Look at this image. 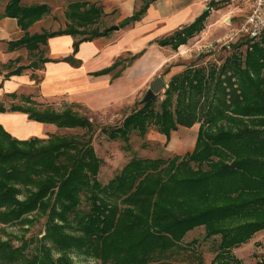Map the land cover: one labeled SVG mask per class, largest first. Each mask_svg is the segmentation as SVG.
<instances>
[{
  "label": "trees",
  "instance_id": "1",
  "mask_svg": "<svg viewBox=\"0 0 264 264\" xmlns=\"http://www.w3.org/2000/svg\"><path fill=\"white\" fill-rule=\"evenodd\" d=\"M145 8L146 3L118 26L139 20ZM48 12L46 4L7 0L0 17L16 18L25 32L7 42L8 51L39 52L52 36L86 35L74 40V53L79 42L112 30L88 28L102 16L100 6L73 2L66 16L78 28L29 34L27 29ZM206 16L204 11L158 45L176 49L186 43L203 29ZM251 40L234 43V53L218 67L188 65L171 77L159 102L153 97L119 125L102 129L109 140L128 146L132 133L143 137L151 127L166 144L178 127L199 125L191 152L132 157L106 184L97 177L100 159L90 134L18 140L0 125V223L24 222L34 212L46 218L34 253L24 254L26 243L13 247L0 242V264H81L73 261L72 253L95 264H171L197 243L183 242L197 228L203 230L202 240L214 247L210 264H241L232 249L264 230V34ZM242 45L245 52L240 55L236 50ZM62 60L77 65L71 55ZM13 65L4 78L27 69ZM31 99L24 98L28 107L11 105L8 110L57 128H93L88 117L73 109L79 105L40 110ZM6 110L0 105V113ZM194 256L196 264H205L200 254Z\"/></svg>",
  "mask_w": 264,
  "mask_h": 264
},
{
  "label": "crops",
  "instance_id": "2",
  "mask_svg": "<svg viewBox=\"0 0 264 264\" xmlns=\"http://www.w3.org/2000/svg\"><path fill=\"white\" fill-rule=\"evenodd\" d=\"M24 1L44 4L36 0H22V3ZM74 2L100 6L101 17L108 18L110 23L107 28L114 25L118 28L112 29L106 35L79 42L74 53L72 45L78 38L68 34L48 38L43 46L44 56L41 57L46 58L47 61L42 62L38 69L40 77L36 88L42 98L64 99L68 104L79 105L95 113H115L125 110L141 91H147L156 77H160L166 86L172 76L187 67L192 52L199 47L197 45L195 47V39L186 41L176 49L160 46L158 40L189 25L204 11H207V16L201 31L215 34L221 31V28L215 29V26L221 23V19L227 21L229 26L238 24L245 10L244 5L238 1L218 5L206 0H77ZM6 3L7 0H0V14L4 12ZM145 3V11L139 20L124 27L118 26ZM42 22L43 18L37 20L27 32L29 34L42 32ZM104 29L106 28L101 30ZM24 33L16 18L0 17V55L3 47L9 59L10 55L17 53L18 50L8 51L7 42L21 38ZM138 53L140 55L131 60ZM69 55L76 60L77 65L62 60ZM114 63L118 65L108 73L97 74ZM4 80L3 84L0 82V93L5 94L14 93L33 81L31 74H27L25 70L20 75H12ZM0 124L18 140L29 137L44 138L46 133V124L28 119L26 113L11 112L8 107L6 112L0 113ZM198 126V124L191 127L181 126L172 131L166 143L167 148L177 155L191 152L195 145ZM161 136L165 142V137ZM262 232L264 230L254 234L246 243L232 249V254L241 260L237 257L238 252L247 247L251 240L256 241L255 238ZM241 264L245 263L241 262Z\"/></svg>",
  "mask_w": 264,
  "mask_h": 264
},
{
  "label": "rangeland",
  "instance_id": "3",
  "mask_svg": "<svg viewBox=\"0 0 264 264\" xmlns=\"http://www.w3.org/2000/svg\"><path fill=\"white\" fill-rule=\"evenodd\" d=\"M35 1V0H34ZM77 0H36V2H44L49 8L48 14L43 16V22L41 24L42 30L46 32L63 30L66 27L78 28L75 21L70 20L66 15L68 13V6L71 2ZM79 1V0H78ZM25 6L37 5L38 3L23 2ZM41 18V19H42ZM233 20V19H232ZM241 20V19H240ZM228 25V26H227ZM110 26L108 18H102L88 28H107ZM238 24L229 26L228 22H224L221 19V23L215 26L221 28V31L215 32V34L204 33L201 31L194 34L188 40H194L195 51L192 52V56L188 60V65L203 66L207 70L212 69L214 66L218 67L227 57H230L234 53L233 44L239 41L247 40L237 34ZM80 29V28H79ZM86 35H78L76 38H82ZM187 40V41H188ZM254 39L251 41H258ZM200 43V44H198ZM2 49L0 55V82L5 81L4 75L10 69V65H26L25 69L27 74H31L33 81L28 82L26 85L14 91L13 96L10 94L0 93V105L9 107L11 105H19L21 107H28L29 104L24 101L25 97H31L33 107L36 109L51 108L55 111H62L68 103L64 99H47L42 98L41 94H38L36 85L39 81L40 72L39 67L42 62H37V57H43L44 48L41 45L39 52H27L26 50H18L9 59L7 58V52ZM240 55L245 52V45L239 47L236 50ZM40 53V56H39ZM14 61V62H12ZM36 61L38 63L37 69H31L28 64ZM11 64L9 65L8 63ZM9 65V66H8ZM187 65V64H186ZM187 65V66H188ZM166 86L154 97H157V102L163 98V93ZM1 88V87H0ZM146 91H141L132 102L130 106L125 110L116 111L115 113H95L89 112L83 109V107L73 108L79 115L88 117L92 122L93 128L90 132H87L84 128H72L62 129L57 128L54 125H46L44 138L48 136H81L86 134L91 135V144L95 151L96 156L100 159V167L98 171V180L101 184H106L111 178H113L127 161L132 157H167L175 154L173 151L167 148V144L164 142V138L159 135L154 127H151L147 133L140 137L136 133H132L129 137L128 146L121 140L112 141L109 140L102 129L112 128L120 124L126 114L139 107V101L143 98ZM32 106V105H30ZM6 112V111H5ZM2 127L3 125L0 124ZM4 129V127H3ZM5 130V129H4ZM9 133V132H8ZM11 135V134H10ZM12 137H14L12 135ZM16 138V137H14ZM30 138V137H29ZM128 147V148H127ZM24 195H20L22 198ZM85 208V202L81 205ZM46 218L38 212H34L27 216L24 222H16L9 224L0 223V242H9L13 247H19L23 243H26V249L24 254L29 257L35 252V248L38 247L41 237L43 235ZM255 240H251L247 247L241 249L238 252V258L245 264H264V232L258 234ZM203 230L197 228L186 235L183 242L188 244L191 240L195 239L196 244L192 245V249H187L185 253H179L177 260L170 261L171 264H196L195 256L200 254L205 262L209 264L210 260L214 257L215 251L211 244V241L202 240ZM191 251V252H189ZM56 257V254H54ZM71 257L73 261L81 264H95L93 259H86L82 255L72 253Z\"/></svg>",
  "mask_w": 264,
  "mask_h": 264
},
{
  "label": "built area",
  "instance_id": "4",
  "mask_svg": "<svg viewBox=\"0 0 264 264\" xmlns=\"http://www.w3.org/2000/svg\"><path fill=\"white\" fill-rule=\"evenodd\" d=\"M238 1L244 5V15L242 16L237 34L246 39H257L264 34V0H206L214 4H225Z\"/></svg>",
  "mask_w": 264,
  "mask_h": 264
},
{
  "label": "water",
  "instance_id": "5",
  "mask_svg": "<svg viewBox=\"0 0 264 264\" xmlns=\"http://www.w3.org/2000/svg\"><path fill=\"white\" fill-rule=\"evenodd\" d=\"M116 25L110 27V29H117ZM28 67L31 69H37L38 63L33 61L28 64ZM165 87L164 81L160 77H156L153 79L152 83L150 84L149 88L143 95V98L139 101V104L142 105L145 102L152 99L156 94H158L163 88Z\"/></svg>",
  "mask_w": 264,
  "mask_h": 264
}]
</instances>
